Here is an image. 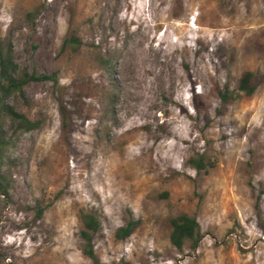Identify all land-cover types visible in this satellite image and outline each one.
Listing matches in <instances>:
<instances>
[{"label":"rangeland","instance_id":"obj_1","mask_svg":"<svg viewBox=\"0 0 264 264\" xmlns=\"http://www.w3.org/2000/svg\"><path fill=\"white\" fill-rule=\"evenodd\" d=\"M0 40L58 78L9 100L43 125L3 166L0 264H264V0H0ZM181 215L196 250L170 241Z\"/></svg>","mask_w":264,"mask_h":264},{"label":"trees","instance_id":"obj_2","mask_svg":"<svg viewBox=\"0 0 264 264\" xmlns=\"http://www.w3.org/2000/svg\"><path fill=\"white\" fill-rule=\"evenodd\" d=\"M79 45L78 38L73 35L63 42V48L77 47ZM109 62L104 65L107 66ZM52 81L58 83L57 74H41L37 76L30 73L27 69L21 68L15 61L13 50L10 44H6L0 40V194L8 196V183L3 175V166L5 164L8 153L14 148V139L17 135L40 129L43 125L41 120H32L26 114L18 111L9 102L13 96L24 97V89L30 82ZM255 82V74L248 71L243 74L238 82V90L247 97H251L257 90ZM226 99L225 94H221ZM11 124V133L7 130L6 123ZM190 165L196 170L205 169L203 157L192 159ZM39 216H42L40 211ZM82 230L80 236L84 241V254L92 260H95V250L93 240L96 234L101 231V223L99 218L93 213L80 214ZM172 232L170 241L172 245L179 251H182L186 243L190 244L191 249L196 250L201 241V228L198 221L188 215H181L172 219ZM138 223L130 220L127 225L120 227L116 232V238L123 240L133 234Z\"/></svg>","mask_w":264,"mask_h":264}]
</instances>
